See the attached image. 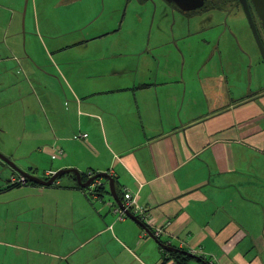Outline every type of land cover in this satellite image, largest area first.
I'll return each mask as SVG.
<instances>
[{"label":"crops","instance_id":"obj_1","mask_svg":"<svg viewBox=\"0 0 264 264\" xmlns=\"http://www.w3.org/2000/svg\"><path fill=\"white\" fill-rule=\"evenodd\" d=\"M128 1L0 0V88L9 86L0 101L20 104L23 128L34 136L46 131L31 153L43 167L13 161L42 179L68 168L107 172L121 199L126 191L136 197L145 210L139 219L152 233L160 229L161 241L209 264H264L257 53L235 47L238 32L217 12L189 16L179 34L123 33L117 7ZM122 37L127 45L117 47ZM194 37L205 46L198 53ZM234 47L248 65L237 62ZM42 80L57 86L46 94L43 123ZM2 180L0 248L24 252L7 264H176L142 227L114 212L107 180L86 190L69 175L49 186Z\"/></svg>","mask_w":264,"mask_h":264},{"label":"rangeland","instance_id":"obj_2","mask_svg":"<svg viewBox=\"0 0 264 264\" xmlns=\"http://www.w3.org/2000/svg\"><path fill=\"white\" fill-rule=\"evenodd\" d=\"M215 9L219 10L217 14L219 13L225 18L228 17L227 19L229 26L232 27V30L238 32L237 37L239 41H237V43L235 42L236 43L235 47L240 42L242 43L243 46V47L240 46L242 49L243 48L250 49L251 54L252 52H255V54L257 53L261 65L260 66L261 71L254 69L253 84H257V83L264 84V61L260 53V50L257 46V43L254 39L253 33L251 31V28L249 26L248 20L246 18L243 9L241 8V6L230 5L227 3L216 6ZM117 12L118 15L116 16L117 19L116 22L117 24L121 23L120 29L123 33L142 32L144 35L145 33L150 34L152 30V32L154 33L158 32L164 34L167 32L170 35H172L173 30L178 34L180 32L185 31L186 29L188 30L187 25L189 18L187 17V15L176 9V6H173L164 0H129L128 3L123 7L118 6ZM198 13L200 14L201 12ZM195 14L198 15L197 13ZM12 32L13 30L10 29L11 34ZM262 38L264 40L263 35ZM199 39L200 38L198 37L193 38L194 44L192 45V48L195 49L197 53L199 52V49L202 48L205 49V46L202 44L196 45L197 42H200ZM21 41L22 39H20V42ZM127 42L128 40L125 37H122L121 39H118L116 41L115 45L117 47L119 46L122 47V45H127ZM235 51L237 52L235 54V58L237 62L243 60V63L248 65V58L246 57V55L241 54L240 48L239 49L235 48ZM171 57L175 58L177 56L171 55ZM197 58L198 61L204 60V57L201 55L200 57L198 56ZM49 61H50L49 58L42 56V62H49ZM212 62L216 63L217 59L216 58L213 59ZM253 62L256 61L254 60ZM242 81H245V76H242L239 82ZM13 86L16 87L18 91L24 89V84H22L19 87H17V84ZM42 88L44 89L45 92L42 93L40 101L37 102V105L39 107L40 112L42 113L43 118L41 122L43 123L44 122L43 109L45 108L44 106L46 105V94H54L57 91V86L51 84L49 81L42 80ZM8 90H9V86H3V88H0V99L2 98V95L3 96L5 95V97L8 95ZM25 90L28 91L29 87L27 86ZM25 113L26 112L22 110L19 103L16 104L10 102L9 106H6L2 104L0 101V152L6 155L8 158H10L12 161L13 159H16L19 165H24L25 162L27 164L30 161L36 160L40 162L41 163L40 166L43 167V164L45 162L41 158H38V153L37 152L35 153V158L33 157V155H31V153L35 152L34 145L35 148L39 149L42 146V144H44L45 141L43 139L45 137L39 136V134L42 133V135H45L46 131L43 128L41 131H36L34 136L33 134L34 131L31 128H23V123L25 122V118H26ZM30 134L32 138L36 140V142H32L29 140ZM18 143H22L23 145H26V143H28V146L22 148L20 145H18ZM30 144L32 146H29ZM3 169H7V172H10V168L7 165L0 164V177H2L3 179L2 181L5 184L7 183L9 184L8 179L11 173H7V172L3 173ZM55 172H53V174ZM67 175L68 174H65L64 176ZM49 177L51 176L48 174V178ZM104 181L106 182V179H104ZM153 235L155 237H158L155 235L154 232ZM11 249L6 248V254H5V248H0L1 263L7 264L12 261L16 263L17 258L21 259V257L23 260L24 252L22 250H15L13 247H11ZM25 253L26 256L30 258V260L34 259L27 252ZM20 262L24 263V261H20Z\"/></svg>","mask_w":264,"mask_h":264},{"label":"water","instance_id":"obj_3","mask_svg":"<svg viewBox=\"0 0 264 264\" xmlns=\"http://www.w3.org/2000/svg\"><path fill=\"white\" fill-rule=\"evenodd\" d=\"M166 1H168V2L175 1L176 4L178 5V7L184 11L196 10L202 6V3H191L190 5L187 6V5H183L182 3H180L177 0H166ZM251 2L253 4L254 10L257 14V17H258L259 21L261 22L260 25L262 28H264V0H251ZM242 7H243L242 9L246 15V18L248 20L251 31L253 33L254 39L257 43V46L260 50V53H261L263 61H264V40L262 38V35L259 32L257 22L254 20L253 15L250 11V8H249L246 0H244L242 2ZM0 161H2L5 165H7L12 170H14L17 173L24 176L27 181H30V182H33V183H36L39 185H44V186H49V185L54 184L58 178H60L61 176L65 175V174H69V173L74 174V176L76 177L77 184L81 188H84V189L90 187L92 183H95V180L106 179L109 183V190L112 193L113 198L116 200V205L122 209H125L122 199L119 197V195L117 194V192L115 190L114 178L112 176H110L107 172L95 173L93 176H91V177L87 178L85 181H83L82 175L77 169L68 168V169H59L53 175H51V177H49L47 179H42L40 177H37L35 175H31V174L27 173L26 171L21 169L18 165H16L14 161H12L10 158H8L6 155H4L1 152H0ZM99 184H101V183H99ZM125 214H126V217H128L129 219L134 221L136 224H138L140 227H142L150 235V237L155 239L156 242L158 243V245H160L163 250H165L167 252L180 253L184 256L190 257L193 260H196L197 262H199L201 264H207V262L204 259H202L200 256H198L194 253H191V252L176 248L174 246H171L169 244L160 242L157 239V237H155L153 235L152 231L146 226V224L144 222H142L137 216L133 215L130 211H128L126 209H125Z\"/></svg>","mask_w":264,"mask_h":264},{"label":"flooded vegetation","instance_id":"obj_4","mask_svg":"<svg viewBox=\"0 0 264 264\" xmlns=\"http://www.w3.org/2000/svg\"><path fill=\"white\" fill-rule=\"evenodd\" d=\"M164 1H166V0H164ZM177 1H179L180 3H182L183 5H190L191 3H202V6L200 7V8H198V9H196V10H190V11H184V10H181L179 7H178V5L176 4V2L175 1H172V2H168V1H166L167 3H170L171 5H173V6H176V9H178L179 11H181V12H183V13H185L186 15H187V17H189V16H191V15H196L195 13H197V14H199L198 12H201L200 14H203V13H210V12H218L219 10H217V9H215L216 8V6H219V5H223V4H225V3H227V4H230V5H238V6H241V8H243L242 7V2L244 1V0H177ZM247 1V3H248V6H249V8H250V11H251V13H252V15H253V18H254V20L257 22V25H258V29H259V32H260V34L261 35H263V37H264V28H262L261 27V25H260V21H259V19H258V17H257V14H256V12H255V10H254V7H253V4H252V2H251V0H246ZM206 10V11H205ZM2 162V161H1ZM14 171V170H13ZM53 174V173H52ZM51 174V175H52ZM11 175H14V176H19V175H21V174H19V173H17L16 171H14V172H12V174H10V176ZM50 175V176H51ZM94 174L92 173L91 175H88V177H90V176H93ZM10 176H9V179H10ZM22 176V175H21ZM24 177V176H23ZM9 179H8V181H9ZM24 183L27 181L26 179H25V177H24ZM123 199V198H122Z\"/></svg>","mask_w":264,"mask_h":264},{"label":"built area","instance_id":"obj_5","mask_svg":"<svg viewBox=\"0 0 264 264\" xmlns=\"http://www.w3.org/2000/svg\"><path fill=\"white\" fill-rule=\"evenodd\" d=\"M85 137L86 134H81L78 137ZM53 172H50L49 175H51ZM88 175H91L92 173L89 172L87 173ZM24 177L19 175V176H14L11 175L10 179H9V183L10 184H14V183H24ZM99 184V183H97ZM97 184L95 186H97ZM123 205L125 207L126 210L130 211L133 215L137 216L138 218L140 217H144L145 216V210L143 208H141L137 202H136V197L134 195H132V193L126 191L124 193L123 196ZM125 209H122L120 207L116 206V209L114 210L115 213L119 214L120 218H123L126 216L125 214ZM156 236H160L161 235V230L160 229H156L154 231Z\"/></svg>","mask_w":264,"mask_h":264},{"label":"trees","instance_id":"obj_6","mask_svg":"<svg viewBox=\"0 0 264 264\" xmlns=\"http://www.w3.org/2000/svg\"><path fill=\"white\" fill-rule=\"evenodd\" d=\"M80 138V137H79ZM84 138V137H83ZM69 176H71L73 179H75V176H74V174H72V173H69L68 174ZM82 175V179L85 181L86 179H87V177H88V174H81ZM62 177V176H61ZM9 182V181H8ZM27 183H29V184H35V183H33V182H30V181H26L25 183H14V184H10L9 183V185L11 186V187H18V186H20V185H25V184H27ZM75 187H77V188H79L78 186H77V184H75ZM97 187V190H101L102 189V186H99V185H97L96 186ZM80 189V188H79ZM88 189H89V187H88ZM85 190V189H84ZM157 239L160 241V242H162V243H165V242H163V241H161L160 240V236H158L157 237ZM167 244V243H166ZM162 251L166 254V255H169L170 256V258H172L174 261H175V263L176 264H186L187 263V261H189V260H193V259H191L190 257H188V256H184V255H182V254H180V253H175V252H167V251H165V250H163L162 249ZM207 262V261H206ZM207 264H209L208 262H207Z\"/></svg>","mask_w":264,"mask_h":264}]
</instances>
